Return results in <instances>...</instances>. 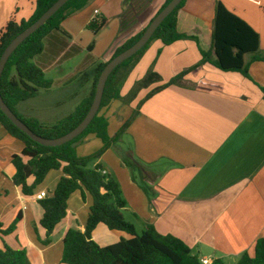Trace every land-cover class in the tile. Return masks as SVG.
I'll list each match as a JSON object with an SVG mask.
<instances>
[{"label": "crops", "instance_id": "0c3cea01", "mask_svg": "<svg viewBox=\"0 0 264 264\" xmlns=\"http://www.w3.org/2000/svg\"><path fill=\"white\" fill-rule=\"evenodd\" d=\"M125 1L92 0L84 10L63 22L62 32L46 38L44 52L36 57L34 63L53 81V87L56 83L51 76L56 70L60 86L72 87L68 90L72 106L68 116L90 95L92 83L86 74L97 64L109 61L119 46L145 28L165 2L154 0L135 27L122 31L124 14L130 16L132 9L131 3ZM219 1L260 34V54L264 56V0ZM215 3L216 0H188L179 12L178 31L195 36L199 45L194 40L171 46L155 41L151 45L130 73L122 96L130 93L155 61V71L163 81L139 91L130 103L122 102L117 108L118 101H114L101 112L109 120L111 137L116 136L152 90L200 62L199 46L203 50L211 48ZM36 4L37 0H0V32L12 19L19 23L29 20ZM102 18L108 21L107 26L94 35L88 26ZM246 60L249 62L251 57ZM65 64L72 72H66ZM249 73L251 79L207 64L189 74L182 86H171L146 101L127 133L94 163L103 164L118 180L128 204L124 217L128 221L126 214L132 215L140 223L137 227L128 221L138 234L152 224L159 233L184 241L201 260L212 262L221 259L237 264L244 253L255 255L257 241L264 238V62L250 65ZM53 87L19 104L18 113L46 125L53 124L54 104L42 98L44 94L50 95ZM118 112L124 116L119 122L115 121ZM102 147V141L90 135L78 146L77 153L86 157ZM24 148L22 141L0 129L2 230L22 215L14 233L0 235V249H25L26 264H63V240L71 229L85 232L93 198L87 192H75L68 202L67 217L51 236L52 243L42 244L47 231L41 226L44 210L36 196L41 192L53 194L63 173L50 172L34 196L25 197L14 181L17 170L12 162L13 156L22 154ZM124 152L146 166L150 182L134 180L136 172L123 163ZM33 182L32 177L28 183ZM143 185L150 186L151 191ZM130 237L104 225L93 233L94 241L102 247Z\"/></svg>", "mask_w": 264, "mask_h": 264}, {"label": "trees", "instance_id": "16d2710c", "mask_svg": "<svg viewBox=\"0 0 264 264\" xmlns=\"http://www.w3.org/2000/svg\"><path fill=\"white\" fill-rule=\"evenodd\" d=\"M58 0H37L36 11L29 20L20 23L12 19L0 32V59L5 49L24 30L33 25ZM92 0H71L38 32L28 38L12 55L0 81V92L8 107L38 136L46 139H58L75 129L89 113L96 94L100 76L107 64L116 56L136 44L143 36L149 24L172 0H165L156 15L142 30L127 39L119 46L109 61H103L87 73L92 83L90 95L82 101L76 110L64 120L46 125L36 118H25L17 111L21 103L35 99L42 91H49L53 81L46 78L42 68L34 63L45 49V40L55 32H62L63 22L77 12L84 10ZM154 0H129L132 9L130 16L124 14L122 31L138 24ZM188 0H184L175 12L169 16L157 30L149 44L137 55L118 67L109 78L101 109L88 129L74 141L60 147H45L34 142L27 134L17 128L0 109V129L5 130L12 137L22 141L25 148L20 155L13 156L12 162L17 170L14 181L21 188L25 197H33L35 190L44 183L52 171H61L60 179L53 194L41 201L44 210L41 226L47 231V238L42 244L48 246L52 243L51 236L57 226L67 217L68 202L71 196L81 190L89 193L93 198V205L87 220L85 232L69 230L63 240V264H203L201 259L194 255L192 249L181 239L173 235H163L152 224H147L139 235L134 225L126 221L123 210L127 208V201L118 180L103 164H91L100 160L127 133L129 127L140 115L141 107L146 101L157 93L171 87L182 86L186 77L207 64L225 73H240L247 79L250 65L255 62H264L260 54V34L245 20L231 12L221 1L216 0L213 20L212 46L203 50L199 46L202 59L199 63L184 70L169 82L152 90L137 106L132 116L127 120L116 136L109 135V120L101 115L114 101L130 103L139 91L147 89L154 84L161 83L162 77L155 71L156 61L150 67L146 76L137 82L130 93L122 96V90L130 73L140 63L146 52L155 41H161L164 46H171L182 40H194L195 36L181 34L178 31L179 12L185 7ZM105 18L92 21L88 29L98 35L107 26ZM93 49V46L89 48ZM161 52H159L160 54ZM246 57H251L248 62ZM264 92V89H262ZM90 135L99 138L103 147L96 153L80 157L77 148ZM124 165L138 172L142 184L150 182L144 164L138 161L131 153L122 154ZM106 172V173H104ZM33 184H29L30 178ZM135 181L136 178H134ZM22 215L6 230H2L0 222V235H10L17 229ZM104 225L111 231L125 232L131 237L122 239L114 245L100 246L93 239V233L98 226ZM27 251L14 250L8 246L0 249V264H26ZM212 264H227L217 259ZM237 264H264V238L257 241L255 255L251 257L244 253Z\"/></svg>", "mask_w": 264, "mask_h": 264}, {"label": "water", "instance_id": "95a60500", "mask_svg": "<svg viewBox=\"0 0 264 264\" xmlns=\"http://www.w3.org/2000/svg\"><path fill=\"white\" fill-rule=\"evenodd\" d=\"M71 0H58L52 5L33 25L19 34L5 49L0 59V81L4 70L17 49L32 35L44 27L50 19H52L67 3ZM184 0H172L164 9H162L147 27L140 40L120 55L113 58L103 70L96 89L95 98L92 107L86 118L71 132L58 139H46L35 134L5 103L0 92V109L8 117V119L22 132L27 134L34 142L45 147H60L70 143L80 137L91 125L95 117L98 115L106 89L107 82L113 72L124 64L126 61L137 55L143 50L154 37L157 30L162 26L166 19L171 16L175 10L183 3Z\"/></svg>", "mask_w": 264, "mask_h": 264}, {"label": "rangeland", "instance_id": "374dc122", "mask_svg": "<svg viewBox=\"0 0 264 264\" xmlns=\"http://www.w3.org/2000/svg\"><path fill=\"white\" fill-rule=\"evenodd\" d=\"M127 1H129V0H127ZM156 10H157V7H156V9H155V12H156ZM89 30V29H88ZM37 58H39V57H37ZM37 58H35L34 59V62H35V60L37 59ZM65 70H66V72H72V71H70L69 69H68V66H67V64H65L64 65V67H63ZM67 68V69H66ZM54 76H51V78H54L55 80V87H53V92L50 94V95H46V94H44V95H42V98L43 99H48L47 101L49 102V103H51V104H54V110H55V113L52 115V117L53 116H55V118L52 120V122L51 123H53V124H56V123H58V121H62V120H64L65 118H67V116H68V114L70 113V111H72V106H70L71 104H70V101H69V96H68V90L69 89H71L72 87H69L68 89H64L62 86H60V84L57 82V80L58 79H60L59 78V76H60V74L58 73V71L56 70L54 73ZM250 74V73H249ZM83 77V75L81 76V78ZM251 77V76H250ZM48 78H50V76H48ZM80 78V79H81ZM75 84H76V87H75V89L76 90H78L79 89V86H80V81H77V82H75ZM53 86H54V84H53ZM74 87V86H73ZM49 91H51V90H49ZM49 91H42L41 92V94L42 93H45V92H49ZM123 101H118L115 105H116V107L117 108H119L118 106H120V104L122 103ZM64 103V104H63ZM124 104L123 105H126L127 103L126 102H123ZM57 104H63L62 105V107H59V106H57ZM49 107H50V105H49ZM123 112V111H122ZM122 112H118L117 114H116V118H115V121H117V122H119L118 120H122V117L124 118V116L122 115ZM53 124H49V125H53ZM114 128H115V122L113 121L112 122V131H114ZM94 166V163L93 164H91V168ZM141 177H140V175L138 174V172H136V180L137 181H139V179H140ZM141 180V179H140ZM143 187H144V189L146 190V191H151V187L150 186H145V185H143ZM126 214V213H125ZM126 216H127V219H128V221L129 222H131V223H134L137 227H139L140 226V223L137 221V220H135L134 218H133V216L132 215H128V214H126ZM138 230H139V228H138ZM144 231V230H143ZM142 231V232H143ZM142 232H139V235H141L142 234ZM108 243H112V242H108ZM116 244V243H115ZM110 245H114V244H110Z\"/></svg>", "mask_w": 264, "mask_h": 264}, {"label": "built area", "instance_id": "2783aa9c", "mask_svg": "<svg viewBox=\"0 0 264 264\" xmlns=\"http://www.w3.org/2000/svg\"><path fill=\"white\" fill-rule=\"evenodd\" d=\"M104 173H106V172H104ZM47 197H48V193L47 192H41L40 194H38L36 196V199L39 200V201H42V200L46 199ZM201 262L203 264H212V261L210 259H203V260H201Z\"/></svg>", "mask_w": 264, "mask_h": 264}]
</instances>
